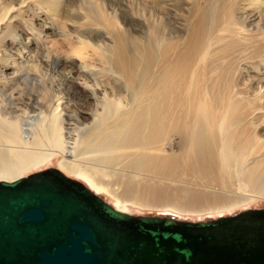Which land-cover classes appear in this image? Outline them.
I'll return each instance as SVG.
<instances>
[{"label": "bare ground", "instance_id": "6f19581e", "mask_svg": "<svg viewBox=\"0 0 264 264\" xmlns=\"http://www.w3.org/2000/svg\"><path fill=\"white\" fill-rule=\"evenodd\" d=\"M26 1L19 0L16 5L12 0L0 2V26H8L7 21L12 13L18 11ZM246 1H228L227 8L234 9V15L239 12L243 14L233 17L235 20L230 22L233 28L226 29V34L215 36L220 33L213 35L216 30L208 34L214 20L212 14L209 16V7H205L196 13L199 14L197 19L194 22L192 19L190 32L181 42L173 27L169 33L167 30L163 32L164 28L162 32L157 31L154 34V50L153 45L146 46L150 49L134 46L131 37L129 40L134 47L125 49L123 45L126 44L115 37L117 34L126 36L123 34L127 21L116 20L114 32L107 30L104 24L102 31L83 29L82 32H75L78 30L75 29L76 40H67L63 61L69 67L74 62L78 63L81 72L74 76L75 82L79 83H72L70 90L64 88V94L74 93L76 87L81 88L79 94H89V97L79 96L83 108L91 107L94 112L89 122L78 117L80 112L77 107L69 106L68 101H62L51 87L46 86L42 76L36 77V67L26 71L19 69L11 79L5 76L9 64H15L14 59L8 62L7 58L13 57L5 54L3 44L6 35L10 40L14 38L13 28L8 26L6 34L0 37V175L11 178L10 182L20 179V172L44 160L46 154L41 149L46 147L64 157L71 155L72 163L78 158L79 163L72 165L68 162L70 169L85 175L97 187L108 185L102 182L106 176L113 177L112 187H121L118 194H114L121 202L177 203L166 194L164 187H150L141 184L143 180L138 181L150 176L159 177L160 183L163 180L178 182L176 179H179L185 184L187 187L182 189L184 195L179 203L186 211L232 207L237 202L234 199L237 194L216 192L214 188H226L233 181H242L247 185L245 187L254 191H264L262 167L260 172H256L259 169L254 171L246 165L248 156L256 149L255 153L264 157V142L256 136L257 128L264 122L262 105L253 107L249 99L251 94L247 97L242 95L246 91L241 92L236 82L240 78L247 88L242 54L243 57L244 53L262 56L264 25L249 29L246 25L251 26L250 18L264 19V0H252L250 3L253 6L243 4ZM109 10L116 17L117 10ZM99 11L95 15L103 17L105 23L108 14L104 10ZM159 14L153 12L151 19L154 24H162L160 17L163 18V14ZM167 23L166 28H169ZM112 33H116L114 38L123 47L114 40H111L110 47L106 44L104 36L113 38ZM228 34L236 39L216 51V45L224 42ZM139 39L138 44L142 42ZM12 44L15 42L12 41ZM46 57L49 60L50 54ZM51 61L56 62L55 59ZM219 62L220 71L227 69V78L220 85L222 90L218 88L213 93L209 86L218 79V72L210 68ZM263 90L259 82L253 98L261 103ZM10 93L16 98L12 100ZM92 97L95 99L93 106L88 102ZM42 102L49 104L42 105ZM237 103L247 105L234 116L231 111H234L232 108ZM213 105L218 110V116L209 114L211 110L212 113L214 111ZM30 113L36 115L29 116ZM246 124L252 131L250 147L242 151L238 149L240 153H237L231 141L232 132L235 127ZM66 126H72L71 143L65 142Z\"/></svg>", "mask_w": 264, "mask_h": 264}, {"label": "rangeland", "instance_id": "374dc122", "mask_svg": "<svg viewBox=\"0 0 264 264\" xmlns=\"http://www.w3.org/2000/svg\"><path fill=\"white\" fill-rule=\"evenodd\" d=\"M4 1L5 0H0V2H4ZM12 1L15 5L19 2V0H12ZM228 1L229 0H221V1H219V0H158V1L157 0H59V1L58 0H31V1L27 0L25 2V4H23L18 11H14L12 13L11 19L7 21V25L13 28L14 38L12 40H10L11 38H9V36L6 35L5 36L6 38H5V41L3 42V44L5 46V51H6L5 54H8L9 57L10 56L13 57L10 59L7 58L8 62L11 63V62H13V59H14L15 64H9L8 69L5 71V76H7L8 78L11 79V78L15 77V75H16L15 73L19 69H21L22 71H26V70H29L33 66L36 67L38 70V73L35 74L36 77L42 76L46 86L51 87L53 89L54 93L57 96H59L62 101H68L69 106H71L73 108L77 107L79 112H80V114H78V117L82 120L89 122L91 120V117L94 116V112H93L91 107H88V108L84 107L83 108L82 102L80 101L81 99L79 98V96H82V95H86L87 97H89V94L88 93L87 94H83V93L79 94L80 90H81L80 87H76L75 89L73 88L74 93H70L69 95L64 94V88H66L67 90L68 89L70 90V88H71L70 85L72 83H77V84L79 83V82H75L74 76H77L81 72L80 65L78 63L74 62L73 65H71V67H72L71 68V67H69V64L67 62L63 61L64 57H66V53H65L66 48H67L66 42H67V40L68 41L76 40V33H75L76 31L77 32H79V31L82 32L84 30H101L102 31L104 29V28H102L103 24H104L106 26L107 30H109L110 32L111 31L114 32V30H113L114 26L113 25L116 22V20L119 22L120 21H122V22L127 21V25L125 26L126 32L123 34L126 36L123 37L121 34H117V36H116L115 35L116 33L115 34L112 33L113 38H111L112 36L106 35V36H104L106 39V41H105L106 44H108V46L110 47L112 45L111 42L113 40H114V42H117L115 40V38H117V40L119 38L118 41H121L122 44H126V45H123L125 47V49H126V47H128L129 49H132V47H134L136 45L138 47L142 46L143 48H145L147 45H150V46L153 45V50H154V46H155L154 45V34L157 31L162 32L163 28H164L163 32H165V30H167L166 31L167 33L171 32L172 30L176 31V34L179 35V38H178L179 42H181L182 40L185 39L187 34L190 32L189 30H190L192 23L197 19L199 14H196V13L199 11L201 12L202 9H204L205 7L206 8L209 7V9H210L209 16L212 14V17H213L212 20H214V22H213L214 26L212 24H210L211 28L213 26V29L210 28V31L208 32V34L214 32L215 30H216V32L213 35H215L217 32H220V33H217L215 36H217V35L222 36L223 33L226 34V29H228V28L232 29L233 28V26H231V23H230L231 20H235L233 17L234 16L240 17V15L243 14L242 12H239L237 15H234V9L227 8L228 7V5H227ZM251 1L252 0H249V1L247 0L246 1L247 4L246 3H243V4L252 5L253 3H250ZM100 3H101V5H100ZM94 4H96V5H94ZM156 4H158V5L156 6ZM217 4H218V6H217ZM216 6H217V9L215 10ZM110 8L117 10L116 17L113 16L114 13L109 10ZM151 9H153V11L149 12V10H151ZM99 10H101V11L104 10L107 12L108 16L106 17V20H107L105 22L106 24L104 23L105 19L103 17L101 18V17L96 16L97 14H99V12H100ZM118 10H119V12H118ZM154 11L159 12L160 13L159 16H161L163 14V18H161L162 16L160 17L162 24H154L153 23L154 21H152L151 17H152V14ZM249 13H251L250 10H249ZM119 14L121 16H119ZM195 14H196V16H195ZM144 15L147 19L145 17H143ZM215 15H216V17H215ZM148 16L150 19L148 18ZM227 17H228V19H227ZM99 18H101V19L99 20ZM192 19H193V22H192ZM253 19L254 18H250L251 22L249 24L251 26L246 25L247 29H249L250 27H253V26H257V25L258 26L264 25L263 24L264 19L263 20H261L260 18H256L254 20ZM84 23H86V24H84ZM165 23H167L168 26H170V27L166 28L167 25ZM108 24H109L110 28H112V30H110ZM8 26H6V25L0 26V29H1L0 37L3 35V33L6 34ZM161 26H162V28H161ZM152 27H154V28H152ZM172 27H173V29H172ZM75 29H78V30H75ZM74 30H75V32H74ZM151 30H153V32ZM150 34L153 36L151 37ZM132 35L135 38H138V39L140 38L139 40H141L142 42L139 44L136 43V42H138V39H137V41H135V38L133 39ZM247 36L249 38H251L249 36V34H247ZM129 37H131L130 40L134 44L129 40ZM226 37L227 38H225L223 40L224 42H220L216 45L217 46L216 51H219L220 50L219 48H223L224 46L228 45V43L231 40L236 39L234 37L233 38L230 37L229 34ZM244 37H246V36H244ZM249 38H247V39H249ZM124 39H125V42H124ZM12 41L15 42V44H12ZM145 41H146V43H145ZM121 43L117 42V44H120V46H122ZM130 44L131 45L133 44L134 46L133 45L131 46ZM144 44H145V46H144ZM261 45H262L261 46L262 49L264 50V44H261ZM138 47H137V51L139 49ZM148 48L150 49V47H146V49H148ZM263 50H262V52L264 53ZM151 51H152V49H151ZM19 52H21V53L19 54ZM36 52H38L37 55H36ZM88 52H90V51H88ZM263 53H262V56L260 55L261 57L260 56L257 57L258 54L255 56L252 54L245 55L246 53H244V57H243V54H242L241 58L242 59L244 58L243 62H242V66H243L242 68L245 67L244 68L245 70L243 71V76L246 78V80L248 82V83H246L247 88H245V86H243V82L240 78H238V80L236 82H237V84H239V87L241 88L240 89L241 92L246 91L245 93H242V95L245 94L244 96L247 97L251 94V96H249V99L252 101V106L254 105L253 107H255V106L260 107V105H262L261 113L264 114V98L262 99V103L253 98L256 91H257L259 82H260V85H262V90L264 89V87H263V85H264V58H263L264 54ZM47 54H50L49 60L46 57ZM89 54H91V53H89ZM94 57L96 58V55H94ZM52 59L56 60L55 64L52 63V61H51ZM259 61H260V64H259ZM219 64H220V62L214 64L210 68V69L214 68V70H215L214 72H218L217 73L218 79L213 81L209 86L210 90L212 89L210 92H213V93H215L219 89L222 90L221 86L227 78L226 77L227 76V69H221V71H220ZM96 65H98V64H96ZM70 68H71V70H70ZM155 70H156V68H155ZM9 92L10 91H8V94H9ZM247 93H248V95H247ZM11 94L12 93H10V95ZM263 95H264V92H263ZM11 96H12V98H11ZM11 96H10V98L12 100L14 98H16V96L14 94H12ZM88 102L91 106H93L95 104V99L92 97ZM253 102H254V104H253ZM48 104H45V102H42V105H48ZM211 104H213V101L211 102ZM214 105H213V109H214L213 113H212V110L211 111L209 110L210 112L209 111L208 112L211 115H217L218 116V110H216V107ZM246 105L247 104H244V103L243 104L237 103L232 108L234 111H231V112L235 116L237 113L239 114V111H242L243 107H245ZM219 106H221V108L223 107V105H219ZM235 108H236V110H235ZM240 108H241V110H239ZM233 114H232V116H233ZM31 115H36V113L35 114L30 113L29 116H31ZM65 128H66L64 130L65 142L71 143L72 137L70 135H73V134H71L72 133L71 132L72 126H66ZM66 130H67V132H66ZM251 134H252L251 127L248 124H246L244 126L239 125L238 127L234 128V131L232 132L233 140H231V141L236 146V152L238 151V149L240 151H242L246 147H247V149L250 147L249 143H250ZM256 136L259 140L264 142V122L262 124H260L259 128H257ZM41 150L44 152V154H46V157L44 158V160L39 161L38 163H35L36 165L34 164L30 168H28L27 170L25 169L24 172H20V178L27 177L33 173H36V172H39V171H42L45 169L58 170L61 173H63L67 178L75 179V180L79 181L80 183L84 184L93 193H95L99 198L103 199L105 202L110 204L112 207H114L118 211L127 213L129 215H133V216H163V217H169V218L177 219L180 221L196 222V221L212 220L218 216L233 215V214H236L242 210H248V209L263 210L264 209V191H254L249 187H245L247 185L245 183L243 184L242 181H240V182L239 181H233L234 183L232 185H230L231 187L228 186L226 188H221V187L216 186L214 188V189H216L215 190L216 192H224L225 193V191H226L229 194H230V192L232 194H233V192H234V194H237V195H235L236 197H234L235 201H237V202L232 207L212 209V210L201 211V212H199V211H186V210H184V208L180 207L179 202H181V198L184 195V193L182 192V189L187 187V186L185 184H183L182 182H180L179 179H176L178 182H173V181L170 182L167 180H163L160 183L159 177H155V176H150V177H154L153 179L151 178V180H150V177H147V178H143V179L140 178V180H138V181L143 180L141 182V184H145V185L150 186V187L152 185H155V186L160 185V186L164 187L166 194L168 196L172 197L174 200H176L177 203L147 204V203H143V202H136V203L129 202V201H122L121 202V200H119L114 195V194H118V192L121 190V187L120 186L119 187L114 186V188L112 187L111 181H112L113 177H111L110 175L103 178L104 180L102 181L103 183H106L108 185H106L105 187L102 186L103 188L100 186L97 187L88 178H86L85 175L75 173V172H73V170L70 169L69 163L72 165L74 163H79L78 158H75V160H74L75 162L73 161L74 163H72L73 157H71V155L70 156L67 155L66 157H64L61 153H58V152L54 153V151L52 149L46 148V147L42 148ZM240 151H238V152L240 153ZM263 151H264V149H263ZM255 152H257V149L254 151L253 154H250L251 158L248 156L246 165H248L250 168L254 169V171L256 169H259V170H256V172H258V171L260 172L261 167H262L261 170L264 171L263 170L264 169V167H263L264 163H262V162H264L263 161L264 157L259 156V154L255 153ZM250 153H251V151H250ZM250 159H251V161H250ZM249 161H250V163H249ZM259 164H261V166ZM96 174H98V173H96ZM10 180H12V179L8 178L6 176L4 177V176L0 175V181H9L10 182ZM110 188L112 190H110ZM189 188L194 189V187H192V186H189ZM236 189H238V190H236ZM248 189H249V191H248Z\"/></svg>", "mask_w": 264, "mask_h": 264}, {"label": "water", "instance_id": "95a60500", "mask_svg": "<svg viewBox=\"0 0 264 264\" xmlns=\"http://www.w3.org/2000/svg\"><path fill=\"white\" fill-rule=\"evenodd\" d=\"M0 264H264V209L133 216L45 169L0 181Z\"/></svg>", "mask_w": 264, "mask_h": 264}]
</instances>
